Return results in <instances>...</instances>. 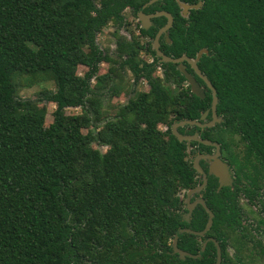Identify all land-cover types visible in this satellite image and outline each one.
I'll return each instance as SVG.
<instances>
[{"label":"trees","instance_id":"1","mask_svg":"<svg viewBox=\"0 0 264 264\" xmlns=\"http://www.w3.org/2000/svg\"><path fill=\"white\" fill-rule=\"evenodd\" d=\"M146 1L0 0V264H215L211 242L198 259L182 261L172 252L179 230L200 231L207 222L200 208L185 223L180 196L200 183L191 156L212 148L193 142L189 150L171 127L199 120L210 110L211 91L196 77L205 91L197 98L176 65L158 64L151 44L140 41L153 39L157 28H140L130 40L114 35L115 59L96 43L109 24L125 25L126 9L136 15ZM178 1L199 2L164 0L144 12L164 10L173 18L160 41L166 56L207 52L197 66L216 91L222 122L177 131L218 143L233 168L232 189L215 192L209 177L202 197L214 214L207 237L219 244L222 264H236L228 253L236 234L237 251L252 247L264 256L237 207L240 196L258 202L264 215V0H200L187 17ZM164 22L154 20L156 27ZM101 64L110 66L104 74ZM157 67L162 78L154 76ZM118 69L142 79L148 91L105 118L100 101L106 92L119 95ZM17 80L27 87L53 83L48 127L45 106L16 101ZM78 108L80 114H66ZM257 223L264 225V217ZM178 248L196 255L200 245L183 234Z\"/></svg>","mask_w":264,"mask_h":264},{"label":"rangeland","instance_id":"2","mask_svg":"<svg viewBox=\"0 0 264 264\" xmlns=\"http://www.w3.org/2000/svg\"><path fill=\"white\" fill-rule=\"evenodd\" d=\"M123 16L126 22L127 27L118 28L117 26L113 24H109L107 27L104 28V30L97 35L96 43L98 48L104 53L112 57V59H115L114 54V48H115V36L118 35L121 37H128L129 34H133L134 36H137L138 34V21L137 18L129 11L125 10L123 12ZM115 33V34H114ZM143 43H146L147 40L142 39ZM141 58L146 62H151L152 56L150 54H141ZM109 65L101 64L99 67V74H104L109 69ZM119 70V69H118ZM86 70L82 67L78 68V74L83 75ZM118 77L115 84L116 87L119 90L118 96H111L109 92L104 93V96L101 98L100 104H101V111L103 112L105 118L112 117L114 114V111L119 106H122L126 104L129 98L133 97L134 93L137 92H147L148 86L147 84L141 79L138 82H134L131 74L126 70H119ZM155 77L162 78V72L160 69H156L154 72ZM94 85V82L92 81V86ZM15 99L16 101H20L24 105L27 104H39L40 106H45L47 110V115L45 119V127H48L53 119H52V113L55 110V105L48 102V98L51 96V94L54 92V85L53 83H45L38 86L33 87H27L24 86L20 80L16 81L15 85ZM80 109H67L66 114L68 115H77L80 114ZM161 130H164V127H160ZM94 131V129H91ZM85 132V131H84ZM93 148L105 152V147H100L97 145H93ZM241 203H245L244 201H241ZM264 231V228H262ZM256 237V235H255ZM239 240V235H233L232 241H229L228 244V253L231 258H233V262H236V264H264V256L259 254L258 250H251L250 248L244 250V251H237V248L235 247V244H237L235 241ZM261 242L263 248H264V234L262 236H258L255 238V241ZM241 242H245L246 240H240ZM250 255V256H249ZM237 259V260H235Z\"/></svg>","mask_w":264,"mask_h":264},{"label":"water","instance_id":"3","mask_svg":"<svg viewBox=\"0 0 264 264\" xmlns=\"http://www.w3.org/2000/svg\"><path fill=\"white\" fill-rule=\"evenodd\" d=\"M154 1L157 0H151L149 2V4H152ZM178 4L180 6V8L182 9V15L184 17H187V13L189 10L191 9H198L201 6V2L199 0V2L196 5L190 6L188 4H184L178 1ZM158 17H165L167 19V24L159 30V32L157 33L154 41H153V50L156 54V57L159 58V61L165 64H173V65H177V69L179 70V72L184 76L187 85L190 88V92L196 96L197 98L200 99H204L205 98V93H204V89L199 85V83L196 81V79L191 76L189 73H187L185 66L183 65V62H186L191 69L194 71L195 75L204 82L205 86L207 87L208 90L211 91L212 94V102H211V121L208 123H204L202 124L201 121H204L209 113V111H206L200 118V121H195V120H187V121H182L179 123L174 124L171 127V132L172 135L178 140V142H186L188 147L190 146L191 142H198L201 143L204 146L207 147H212L215 149V154L213 155H198L194 158L193 160V168L194 170L197 172L198 175H201L203 178V184L201 187L196 188L194 190H192L190 193L187 194V201L189 200V197L200 191L205 185H206V174L203 172L202 168L199 165V161L200 160H207L209 162V170H208V174L211 176H214L215 178H217L220 181L221 186H227L228 181H229V171H228V166L221 162L219 159V145L217 143L214 142H210V141H206V140H202L201 138H199L198 134H193L191 136H185L182 135L180 133L177 132V129L183 126H196L198 128L204 129V128H212L214 127L216 124H219L221 122V119L217 117L216 115V106L218 103L217 100V96H216V91L213 88L212 84L210 83V81L200 72V70L197 67V62L199 60V58L201 57L202 54H206V50H202L201 52L198 53L197 57L195 59H191L188 58L186 56H182L180 58H171L168 57L166 55H164L160 50H159V38L162 34H165V36H167V31L171 28L172 26V22L173 19L171 17L170 14L166 13V12H159L153 15H148L145 16L142 12H140L138 14V19L139 21L142 23L143 28H147V26L145 25V22L149 19L152 18H158ZM200 204L205 208V210L208 212L209 214V222L206 224V227L203 231L201 232H193L190 230H180L178 232V234L175 236L174 238V242H173V251L175 254L178 255L180 260H184L186 257H192L190 254L185 253L181 250H179L177 248V240L179 238V236L183 233H190L193 234L197 237L199 236H203L211 227L212 224V218L213 215L208 211V209L205 207V205L203 204L202 201H200ZM189 211H191V208H189ZM214 242V241H213ZM206 243L203 244V247L201 249V254L203 253L204 249H205ZM217 248V260H216V264H221V254H220V248L218 246H216ZM200 254V255H201ZM198 255V257L200 256Z\"/></svg>","mask_w":264,"mask_h":264},{"label":"flooded vegetation","instance_id":"4","mask_svg":"<svg viewBox=\"0 0 264 264\" xmlns=\"http://www.w3.org/2000/svg\"><path fill=\"white\" fill-rule=\"evenodd\" d=\"M151 0H147L143 5H142V7L139 9V11L137 12V14L136 15H134L136 18H137V21H138V34H137V36L136 37H139V29L141 28V29H143V30H150L151 28H157V31H156V33H155V36L153 37V39H150V38H148V37H145V38H140V41H141V43L142 44H146V43H150L151 44V48H152V51L154 52V50H153V41H154V39H155V37H156V35H157V33L159 32V30L160 29H162L166 24H167V19L165 18V17H158V18H164L165 19V22L161 25V26H159V27H156V25H155V23H154V20L155 19H157V18H152V19H149V20H147L146 22H145V25L147 26V28H143V26H142V23L139 21V19H138V14L140 13V12H142L145 16H148V15H153V14H156V13H159V12H165L164 10H157V11H152V12H144V10L145 9H147L148 7H150V6H152V5H154V4H156L157 2H162V1H164V0H157V1H154L152 4H149V2H150ZM126 10H129L130 12H131V10L130 9H126ZM182 10V9H181ZM132 13V12H131ZM166 13H168V12H166ZM169 14V13H168ZM172 17V16H171ZM173 19V18H172ZM172 24H173V22H172ZM127 24H126V22H125V25L123 26V28L124 27H127L126 26ZM172 27V26H171ZM120 28H122V27H120ZM171 29V28H170ZM169 29V30H170ZM169 30L167 31V36H165V34H162L161 36H160V38H159V50H160V41L162 40V39H164V38H167L168 37V32H169ZM131 35L132 34H129V36L128 37H126V39L127 40H130V38H131ZM142 39H144V40H147V42L146 43H143L142 42ZM161 51V50H160ZM163 53V52H162ZM144 54V53H143ZM164 54V53H163ZM154 55H155V58H157L156 57V54H155V52H154ZM165 55V54H164ZM152 56V55H151ZM169 57V56H168ZM182 57V56H181ZM141 58V57H140ZM172 58V57H171ZM180 58V57H179ZM158 59V64H160V63H162V62H160L159 61V58H157ZM174 59H176V58H174ZM141 60H143L142 58H141ZM144 61V60H143ZM153 61H154V58H153V56H152V60H151V62H146V63H148V64H152L153 63ZM163 64H165V63H163ZM168 64H170V63H168ZM183 65L185 66V68H186V71H187V67L189 66L186 62H183ZM176 67H177V65H176ZM198 67V66H197ZM189 68L191 69V67L189 66ZM157 69H160L161 70V72H162V69L161 68H159V67H157ZM192 70V69H191ZM179 71V70H178ZM192 72H193V74H190L188 71H187V73H189L191 76H193L195 79H196V75H195V73H194V71L192 70ZM198 78V77H197ZM199 79V78H198ZM196 81H197V79H196ZM202 81V80H201ZM198 82V81H197ZM203 82V81H202ZM199 83V82H198ZM204 83V82H203ZM200 85V84H199ZM201 86V85H200ZM202 87V86H201ZM203 88V87H202ZM204 89V88H203ZM204 93H205V91H204ZM218 104V103H217ZM210 108H211V106H210ZM216 110H217V106H216ZM207 111H209V113H208V115H207V117H206V119L204 120V121H201V123L202 124H204V123H208V122H210L211 121V111L210 110H207ZM206 112V111H205ZM204 112V113H205ZM203 113V114H204ZM202 114V115H203ZM216 115H217V111H216ZM217 117L218 118H220L221 119V122H222V118L221 117H219L218 115H217ZM201 118V117H200ZM200 118H199V120H195V121H200ZM186 121V120H185ZM220 122V123H221ZM219 123V124H220ZM219 124H216L215 126H217V125H219ZM187 126V125H186ZM186 126H183V127H180V128H185V130L187 131V132H189L190 130H192L191 128L192 127H196V126H187V128H186ZM214 126V127H215ZM214 127H212V128H214ZM196 128H198V127H196ZM199 129H201V128H199ZM204 129H210V128H204ZM164 130H165V128H164ZM201 130H203V129H201ZM178 132V131H177ZM193 134H198V136H199V133L198 132H191V134L190 135H185V136H191V135H193ZM183 135V134H182ZM199 138H201L200 136H199ZM202 139V138H201ZM202 140H204V139H202ZM178 141V140H177ZM206 141H208V140H206ZM210 142H212V141H210ZM186 143V142H185ZM191 143H193V142H191ZM191 143H190V146H189V150H192V148H191ZM194 143H198V142H194ZM214 143H216V142H214ZM187 144V143H186ZM199 144H201V143H199ZM218 144V143H217ZM202 145V144H201ZM219 145V144H218ZM204 146V145H203ZM207 147V146H206ZM219 147H220V145H219ZM210 148H212V147H210ZM213 154H215V149L214 148H212L211 149V152H209V153H204V154H200V153H198V152H196V154L195 155H193V156H191V162H192V166H193V160H194V158L196 157V156H198V155H213ZM219 159H220V161L221 162H223V163H225L227 166H228V171H229V181H228V185L227 186H221V184H220V181L217 179V178H215L214 176H211V175H209L208 174V170H209V162L207 161V160H200L199 161V165H200V167L202 168V170H203V172L206 174V185L200 190V191H198V192H196V193H194V194H192L190 197H189V200L187 201V194L188 193H190L192 190H194V189H196V188H199V187H201L202 186V184H203V178H202V176L201 175H198L197 176V178H199L200 179V183L198 184V185H196L195 187H193L192 189H190V190H188V191H185L184 193H182V195L180 196V198L184 201V205H183V208H182V210H181V213H180V215H181V218L183 219V221L185 222V223H190V221H191V219L193 218V213L196 211V210H198V209H202L205 213H206V215H207V222H206V224L209 222V214H208V212L205 210V208L200 204V201H202L203 202V204L205 205V207L208 209V211L213 215V218H212V224H211V227H210V229L203 235V236H199V237H197V236H195V235H193V234H190V233H183V234H188V235H192V236H194L196 239H197V242L199 243V245H200V249H199V251H198V253L196 254V255H192V254H190V253H188V252H185V251H183V250H181V249H179L178 248V240H179V238H180V236H182L183 234H181L180 236H179V238H178V240H177V248L179 249V250H181V251H183V252H185V253H188V254H190L192 257H186V258H193V259H198V258H200L202 255H203V253L205 252V249H206V246H207V244L209 243V242H211V243H213L214 244V246L216 247V246H218L219 248H220V246H219V244L217 243V241L215 240V239H213V238H210V237H207V234L209 233V231L211 230V228H212V226H213V220H214V214L209 210V208L207 207V205H206V202H205V200H204V198L202 197V193L204 192V190L206 189V187L208 186V183H209V181H208V178L209 177H214L215 178V183H216V190H215V192H220L221 190H222V188H225V187H229V188H231L232 189V186H233V182H234V180H235V175H234V171H233V168L229 165V163H228V161L224 158V156H223V154H222V151H221V147H220V149H219ZM194 169V168H193ZM196 172V171H195ZM197 173V172H196ZM241 201H244L245 203H241ZM237 207H238V209L240 210V214H241V218H242V223H243V225H249L250 227H252V228H254L256 231H254V230H251L252 232V234H253V239H252V241H254L255 243H261V242H258V240L257 241H255V238L256 237H258V236H262L263 234H264V231L262 230V228H264V225H262V226H258L257 227V225H258V220L260 219V218H262V217H264V215H261V211H260V205L258 204V202H255L254 204H252V203H249V201L248 200H246L245 198H243V197H238L237 198ZM189 208H191V211H189ZM206 224H205V226H204V228L202 229V230H200V231H193V230H191V229H181V230H190V231H193V232H201V231H203L204 229H205V227H206ZM180 231V230H179ZM178 231V232H179ZM178 232H177V234H178ZM176 234V235H177ZM175 235V236H176ZM251 235V234H250ZM255 235H256V237H255ZM175 236H174V238H175ZM252 236V235H251ZM174 238H173V241H172V250H173V242H174ZM241 240H245V239H241ZM214 241V242H213ZM206 243V246H205V249H204V251H203V253L201 254L200 252H201V249H202V247H203V244H205ZM249 244V246H252L250 243H248ZM251 249H252V247H250ZM173 252V254H175L174 253V251H172ZM201 254V255H200ZM220 254H221V248H220ZM175 255H177V254H175ZM198 255H200L199 257H198ZM178 256V255H177ZM179 258V257H178ZM185 258V259H186ZM184 259V260H185ZM184 260H182V261H184ZM216 260H217V248H216ZM215 264H216V262H215ZM221 264H222V256H221Z\"/></svg>","mask_w":264,"mask_h":264}]
</instances>
